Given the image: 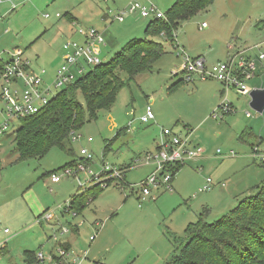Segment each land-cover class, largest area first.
I'll return each instance as SVG.
<instances>
[{"label":"rangeland","instance_id":"rangeland-1","mask_svg":"<svg viewBox=\"0 0 264 264\" xmlns=\"http://www.w3.org/2000/svg\"><path fill=\"white\" fill-rule=\"evenodd\" d=\"M124 1L1 0L0 54L4 58L20 55L29 59L35 70L45 68L47 83H51L64 52L62 36L69 27L64 13L71 10L78 23L98 29L103 28L107 16L104 43L95 47L101 61L107 62L129 40L143 38L145 27L153 18L135 12L125 14L123 22L113 20L125 7ZM140 1L147 7L152 3L163 13L168 8L164 0ZM57 12L61 17L55 16ZM202 21L208 27H200ZM263 25L264 0H213L207 8L176 26L173 42L157 38L164 52L147 70L124 78L125 83L111 107L99 110L95 119L86 121L75 132L80 138L65 145L66 149L71 148V153L52 147L40 156L18 158L13 136L18 122L14 123L0 147V264H26L23 258L26 249L47 257L48 250L58 249L62 237L68 235L61 230L75 225L80 228V236L76 243L78 250L69 251L71 255L86 251V257L90 256L91 246L101 252L96 257L98 262L93 264H166L173 250L172 235L182 238L186 226L199 216L206 222H214L245 197L254 195L256 187L264 184V166L254 155L245 158V145L240 139L248 131L250 135L245 139L260 140L264 148V110L254 111L249 106L248 95L231 90L235 112L224 119H212L209 115L224 95L212 105L214 88L209 83L183 81L184 60L174 44L179 43L190 57L203 54L211 66L225 60L223 54L228 44L243 48L253 42L259 34L257 29ZM246 84L251 89L264 86V70ZM147 105L155 119L144 123L140 117ZM202 119L207 120L204 126H200ZM165 127H171L182 137L189 135L192 144L206 149L208 159L181 166L173 175L174 191H153L154 197L139 200L128 185L138 184L154 170L153 165L145 163L144 156L155 151L158 136ZM88 137L92 141L88 142ZM111 140L110 149L103 153L104 144ZM81 149H86L91 159L81 155ZM218 149L223 153L232 150L236 155L215 157ZM73 161L85 164L86 171L52 183L51 173H60ZM104 164L128 166L123 183L104 187L82 213L66 212L64 208L69 206L70 197L88 187L89 179L100 175ZM207 178L212 181L211 188L201 191ZM111 206H117L115 214L95 230L91 226L94 219L91 210L98 207L111 211ZM47 213L51 214L50 219L44 218ZM98 218L105 220L101 215ZM101 229L104 236L90 241V236ZM111 241H116L113 251L107 249ZM57 249L54 254L60 257ZM71 255L61 256V260L66 264ZM86 257L81 261L92 259ZM31 263L56 264L47 258Z\"/></svg>","mask_w":264,"mask_h":264},{"label":"trees","instance_id":"trees-1","mask_svg":"<svg viewBox=\"0 0 264 264\" xmlns=\"http://www.w3.org/2000/svg\"><path fill=\"white\" fill-rule=\"evenodd\" d=\"M212 1L175 0L164 17L149 20L143 38H132L109 61L90 67L75 82L60 89L39 111L19 118L13 131L18 158L40 156L52 147L71 153V148L66 149L65 145L71 143L72 133L86 121L95 119L99 110L111 107L126 76L147 70L164 52L157 38L173 42L176 26L207 8ZM64 16L70 20L72 15L66 11ZM3 66L0 61V71ZM248 135L247 131L241 139ZM112 140L104 144L103 153L109 150ZM181 166H175L173 175ZM103 189L96 183L74 193L70 197L71 210L75 215L82 213ZM171 238L173 250L166 264H264V184L257 186L254 195L245 197L222 218L209 223L199 216L186 226L182 238L173 235ZM61 246L68 250L63 243ZM23 258L26 264L38 261L35 252L30 250L24 251Z\"/></svg>","mask_w":264,"mask_h":264},{"label":"built area","instance_id":"built-area-1","mask_svg":"<svg viewBox=\"0 0 264 264\" xmlns=\"http://www.w3.org/2000/svg\"><path fill=\"white\" fill-rule=\"evenodd\" d=\"M135 12H138L144 18L150 15L159 18L164 17V13L157 10L152 3L147 7L140 0H131L118 14L113 16V20L122 22L125 14ZM55 16L59 18L61 14L57 12ZM45 17H49V15L45 14ZM72 24L73 32L77 35V38H68L63 41L64 52L61 56L60 65L54 70V77L51 83H47V71L45 68L35 70L31 66L30 60L20 55L4 58L0 54V61L4 64L3 69L0 71V81L2 82L0 88V146L2 145L1 139L13 129L14 123L19 118L39 111L60 89L75 82L90 67L102 62L95 48L104 43L102 32L93 26H84L77 22ZM201 26L205 27L206 23L203 22ZM175 48L179 50L180 53L178 52L177 54L181 55L184 60L181 69L184 82L213 79L222 84L224 93L230 88H234L236 91L248 95L251 88L246 82L256 75V60L264 59V53L262 52L258 53L255 58L243 55H230L228 59L208 66L202 57L192 58L188 56L177 43H175ZM234 112L235 108L225 98L212 110L210 117L223 119ZM152 119H154V113L150 105H147L140 120L146 123ZM79 138L80 135H76L75 132L72 133L71 140L74 141ZM87 141H92V138L88 137ZM203 151L204 149L201 146L191 144L189 135L182 137L171 128H162L158 136L157 148L154 152H146L144 156L145 163L153 165L154 170L138 184L134 186L128 185L130 192L137 193L139 200L154 197L152 195L153 191L172 192L174 190L172 181L175 166L184 165L199 158ZM251 153L260 162H264V151L259 147L253 146ZM80 154L85 156L87 160L91 159V155L86 149H81ZM235 155L236 153L232 150L228 151V153H223L220 149L217 150V156L219 157ZM86 169V165L82 162H74L72 165L63 167L60 173H51L50 180L56 183L63 177H77L78 173L86 171ZM126 170L127 167H115L104 164L102 173L89 179L90 185L88 187L96 183H99L101 187H106L110 184L119 186L125 179ZM89 173L91 172L89 171ZM211 185V179L207 178L201 191L210 189ZM134 187H136L135 190ZM64 210L75 215V212L70 208V204ZM44 218L50 219L51 214H45ZM69 230L70 228H63L61 233H67ZM4 232L7 233L9 231L5 228ZM95 237L96 235H91L90 240H94ZM57 252L60 257L56 256L54 252H50L47 257L42 252H38L36 259L40 261L47 258L49 261L56 262V264H63L61 256L71 255L67 249L61 246H58ZM85 257L86 251H83L81 255L72 254L71 259L66 264H80Z\"/></svg>","mask_w":264,"mask_h":264},{"label":"crops","instance_id":"crops-1","mask_svg":"<svg viewBox=\"0 0 264 264\" xmlns=\"http://www.w3.org/2000/svg\"><path fill=\"white\" fill-rule=\"evenodd\" d=\"M129 1L130 0H125L124 2H123V6H126L128 3H129ZM164 2H165V7H170L174 2H175V0H164ZM69 10H70V8H68ZM66 11H68V10H66ZM71 11V10H70ZM69 11V12H70ZM70 14L72 15L69 19L70 20H68L69 21V27L67 28V31L66 32H64V37L62 36V39H68V38H77V35L76 34H74V32H73V29H72V27H73V22H75V21H77V23H78V19H77V17L73 14V12L71 11L70 12ZM106 20H104V23H103V28L102 29H98L97 27V29L98 30H100L101 32H102V34H105V27L107 26L106 24L109 22V20H108V18H107V16H105L104 17ZM113 19V18H112ZM238 19L237 18H235V21H237ZM124 21V20H123ZM122 21V22H123ZM204 21H202L201 22V24L203 23ZM94 27V26H93ZM200 27H202L201 25H200ZM205 27H208V24L205 26ZM204 28V27H203ZM242 26H241V28L239 29V31H238V33H240L241 32V30H242ZM257 30H259V31H257L259 34L258 35H256L255 36V40L253 41V42H251V43H246L244 46H243V48H241V46H234V45H232V44H228V47H227V49H226V51L224 52V54H223V56H224V59L226 60V59H228V57L230 56V55H243V56H246V57H253V58H255L256 56H257V54L258 53H264V35L262 34V32L264 31V25L262 26V28H258ZM63 34V33H62ZM104 36V35H103ZM63 40V41H64ZM178 45H179V43H177ZM180 48H181V46H179ZM182 50H183V48H181ZM184 51V50H183ZM251 51H254V53H251ZM185 52V51H184ZM196 57H202L204 60H205V63H206V65H210V64H208L207 63V61H206V58H205V56L203 55V54H198V55H196L195 57H192V58H196ZM218 62H220V61H218ZM216 63V62H215ZM256 63H257V70H259V73L258 74H261L262 72H263V70H264V59L263 60H256ZM212 64H214V63H212ZM211 64V65H212ZM256 75H257V73H256ZM255 75V76H256ZM254 78V77H253ZM252 78V79H253ZM252 79H250V80H252ZM200 82H205V83H209V87H213L214 88V91L211 93V98H212V101H213V103H212V105H215L216 103H217V101L218 100H220V98L223 96V98H222V100L223 99H225L226 98V100L228 101V103L230 104V105H232L234 108H235V104H234V101L232 100V98L230 97V91L231 90H235L234 88H230L227 92H223V89H222V84L220 83V82H218V81H216V80H213V79H207V80H200ZM260 87H263V86H255V88H260ZM236 91V90H235ZM238 92V91H237ZM236 92V93H237ZM239 93V92H238ZM241 94V93H240ZM243 94V93H242ZM243 95H245V94H243ZM249 96V95H248ZM234 99V98H233ZM221 100V101H222ZM238 100V99H237ZM218 106V105H217ZM145 110V109H144ZM212 112V111H211ZM143 115V114H142ZM230 115V114H229ZM210 116V115H209ZM231 118V117H230ZM155 119V118H154ZM213 119V118H212ZM224 119V118H223ZM216 120V119H215ZM233 120H235V118H233ZM207 122V120H205V119H202V121H201V125L200 126H204L205 124L204 123H206ZM166 128H171V127H166ZM172 129V128H171ZM249 137V136H248ZM190 140V139H189ZM240 140H242V142L244 143L243 145H245V147L243 146V152L245 153L244 155H245V158H247V156L249 157L250 155H252V153H251V151L249 152V150L250 149H252V147L253 146H256V147H259L262 151H264V148H263V146L261 145V144H259V142H260V140L259 141H256V142H250L249 141V139L247 140V139H240ZM246 140V141H245ZM190 142H191V140H190ZM253 143V144H252ZM262 143V142H261ZM191 144H192V142H191ZM193 145H199V146H201L200 144H193ZM261 147H260V146ZM156 146H157V144H156ZM203 147V146H202ZM110 149V148H109ZM204 149V151H203V153H202V155L199 157V158H197V159H195V160H192V161H190L189 163H195V164H197V163H203V162H205L207 159H208V156L206 155V149L205 148H203ZM225 153H228V152H225ZM216 155H217V151H216V153H215V157H216ZM206 181V180H205ZM52 183H54V182H52ZM56 183H58V182H56ZM174 188V187H173ZM174 191V190H173ZM125 198H126V196H124V200H125ZM40 206H41V204H39ZM40 206H39V208H38V210L40 209ZM116 209H117V206H111L110 207V210L112 211H108V210H106V209H99L98 207H94V210H91V215L93 216V221H92V223H91V226H95V230L97 229L96 227H99L98 225L99 224H101V226H103L104 225V223H105V221H106V219L107 218H111V216H113L114 214H115V211H116ZM43 210V209H42ZM41 210V211H42ZM86 214H88V213H86ZM101 215V216H103L104 217V221H101L98 217H99V215ZM94 230V231H95ZM106 230V229H105ZM104 230V231H105ZM69 232V233H68ZM67 232V236H63L62 237V240H61V242H59L58 244V246H61V244L63 243L64 245H66L67 247H68V251H71V250H78V247H77V245H76V243H77V239H78V237L80 236V228H79V226L78 225H75V226H73V227H70V230ZM5 233V232H4ZM8 233V232H7ZM6 233V234H7ZM103 234V236H104V232H103V230L101 229V231H97V233H96V237H95V239L93 240V242L96 240H98L99 239V237H101V235ZM66 235V234H65ZM98 235V236H97ZM112 236V235H111ZM112 237H114V236H112ZM90 240V239H89ZM90 241H92V240H90ZM89 241V242H90ZM103 241V238H102V240H101V242ZM92 242V243H93ZM100 242V243H101ZM91 244V243H90ZM109 245V248H107L108 250H114L115 249V247H116V241H111L110 242V244H108ZM56 246V245H55ZM94 246V245H93ZM49 247V245L48 244H46V248H48ZM62 247V246H61ZM53 249L52 250H48V251H50V252H55V250L57 249H55L54 247H52ZM51 249V248H50ZM27 250V249H26ZM28 250H30V249H28ZM30 251H32V250H30ZM35 251V250H34ZM99 253H101L99 250H96V249H93V248H91V246L88 248V255H90V256H87L86 257V259L89 257H91L92 259L90 260V259H88V261H81L82 263L81 264H93L92 262H95V263H97L98 262V260H96V257L98 256V254ZM80 254V253H79ZM25 262V261H24ZM38 262V261H37ZM36 262V263H37ZM116 264H118V263H116ZM119 264H120V262H119Z\"/></svg>","mask_w":264,"mask_h":264},{"label":"water","instance_id":"water-1","mask_svg":"<svg viewBox=\"0 0 264 264\" xmlns=\"http://www.w3.org/2000/svg\"><path fill=\"white\" fill-rule=\"evenodd\" d=\"M259 73V70L256 71ZM249 106L256 112L262 113L264 110V86L252 88L249 92Z\"/></svg>","mask_w":264,"mask_h":264}]
</instances>
